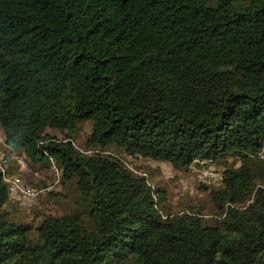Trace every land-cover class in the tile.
<instances>
[{"label": "trees", "instance_id": "trees-1", "mask_svg": "<svg viewBox=\"0 0 264 264\" xmlns=\"http://www.w3.org/2000/svg\"><path fill=\"white\" fill-rule=\"evenodd\" d=\"M0 128L80 192L18 221L0 158V264H264V0H0ZM142 159L213 170L211 218Z\"/></svg>", "mask_w": 264, "mask_h": 264}, {"label": "rangeland", "instance_id": "rangeland-1", "mask_svg": "<svg viewBox=\"0 0 264 264\" xmlns=\"http://www.w3.org/2000/svg\"><path fill=\"white\" fill-rule=\"evenodd\" d=\"M79 125L81 130L76 134V143L81 148H84L85 140L91 133L93 125L91 121H84ZM60 136L62 137V135ZM9 154L11 155L8 159L11 163L14 161L13 157L20 163L18 171L24 180L27 183L34 182L38 184V188H33L40 192L31 206H27L23 202L24 205L21 202L16 203L14 214L18 221L27 220L32 222L34 220V222H37L35 214L43 210L59 215L68 212L71 206H79L77 201H80V192L73 184L68 187L67 193L69 197L60 196L59 198H54L50 196L48 191L62 190L58 178L52 172L40 173L30 170L22 157L18 155V152L6 145L4 132L0 128V158ZM139 164L141 166L139 168L151 176L153 183H157L167 189V202L172 211L180 212L183 209H197V206H205L204 211L208 214L207 217L211 218L212 208L208 202V195L204 190L200 189L203 184L212 185L215 182V177L204 182L209 176L205 172L206 168H198L193 165L191 171L180 172L166 162L142 159ZM203 172L206 174L203 178L204 181L201 180Z\"/></svg>", "mask_w": 264, "mask_h": 264}, {"label": "built area", "instance_id": "built-area-1", "mask_svg": "<svg viewBox=\"0 0 264 264\" xmlns=\"http://www.w3.org/2000/svg\"><path fill=\"white\" fill-rule=\"evenodd\" d=\"M209 176L204 181L203 178L206 176V174L203 172L201 176V180L206 182L207 180H211V178L215 177L214 172L211 169H206L205 171ZM6 181L9 184V193L12 198L20 199L25 205L31 206L33 202L35 201L36 197L40 193L38 190L34 189L32 186H30L24 178L21 176H6ZM214 183V182H213Z\"/></svg>", "mask_w": 264, "mask_h": 264}]
</instances>
